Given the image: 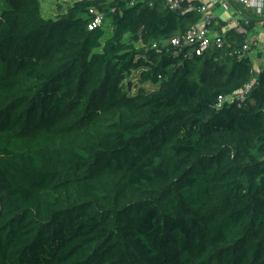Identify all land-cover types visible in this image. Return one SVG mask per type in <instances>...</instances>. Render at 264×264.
<instances>
[{
    "label": "trees",
    "instance_id": "obj_1",
    "mask_svg": "<svg viewBox=\"0 0 264 264\" xmlns=\"http://www.w3.org/2000/svg\"><path fill=\"white\" fill-rule=\"evenodd\" d=\"M42 1L0 8V264H264V63L247 36L219 30L197 55L171 40L198 2L72 0L45 18Z\"/></svg>",
    "mask_w": 264,
    "mask_h": 264
},
{
    "label": "built area",
    "instance_id": "obj_2",
    "mask_svg": "<svg viewBox=\"0 0 264 264\" xmlns=\"http://www.w3.org/2000/svg\"><path fill=\"white\" fill-rule=\"evenodd\" d=\"M235 4H239L243 6L245 9L251 10L256 15H261L264 12V0H231ZM185 0H164V5L173 11H182L190 12L194 10V7L188 6L187 8H183V3ZM184 9V10H183ZM200 15L199 23L188 30L182 38H175L171 40V44L173 46H178L182 42L185 44H196L198 46L196 54L200 55L204 51H206L211 44H214L216 47H221L222 39L219 35L213 36L210 34L209 27L212 24V17L208 12L206 6H200L196 9ZM90 15L92 16V22L89 26V29L96 28L100 26L103 22L104 15L94 9L89 11ZM249 25L248 19L241 20V23H237L233 28L237 33L240 34H247V30L245 27ZM243 53H247L250 57L253 50L250 49L249 42L247 41L243 46ZM251 58V57H250ZM253 61V60H252ZM264 63V55L262 58L255 59L253 62V70L255 73L260 71L261 66ZM251 83L244 86L243 89L237 91L236 93L226 96V97H219V102L222 104L223 102L232 103L235 100H243V98L247 95L248 91L251 88Z\"/></svg>",
    "mask_w": 264,
    "mask_h": 264
},
{
    "label": "crops",
    "instance_id": "obj_3",
    "mask_svg": "<svg viewBox=\"0 0 264 264\" xmlns=\"http://www.w3.org/2000/svg\"><path fill=\"white\" fill-rule=\"evenodd\" d=\"M186 1L198 2L201 6H206L209 14L212 17V24L209 29L210 34L213 36L218 35L219 30H221L222 33L227 32L229 29L233 28L237 23H241V20H243L244 18L248 19L250 23V19L245 16V13L257 16L259 19L257 20L256 18H254L257 22L255 23L252 31H247V34H244L247 36L245 43L248 41L250 49H252L253 51H260V49L262 50V45L264 44V25L262 24L264 12L261 15H256L251 10L245 9L243 6L233 3L231 0ZM263 55L264 52L257 54L256 59L262 58Z\"/></svg>",
    "mask_w": 264,
    "mask_h": 264
},
{
    "label": "rangeland",
    "instance_id": "obj_4",
    "mask_svg": "<svg viewBox=\"0 0 264 264\" xmlns=\"http://www.w3.org/2000/svg\"><path fill=\"white\" fill-rule=\"evenodd\" d=\"M65 1L67 2H71L72 0H43L41 3V12L43 14V16L45 18H48L50 16L53 15V11L56 9V2H62V6L65 5ZM4 5L3 0H0V8ZM104 29H105V37L110 36L111 34V29L109 26V21L106 20V22H104ZM263 53L264 52V44L262 45V50L260 49V51H253L251 54V59L253 60V62L255 61L257 54L259 53Z\"/></svg>",
    "mask_w": 264,
    "mask_h": 264
}]
</instances>
